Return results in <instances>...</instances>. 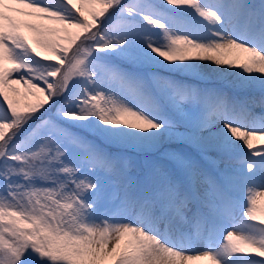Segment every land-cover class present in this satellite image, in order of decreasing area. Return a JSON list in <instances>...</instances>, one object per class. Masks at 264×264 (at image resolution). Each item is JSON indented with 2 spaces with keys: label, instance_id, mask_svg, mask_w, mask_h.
<instances>
[{
  "label": "snow or ice",
  "instance_id": "obj_1",
  "mask_svg": "<svg viewBox=\"0 0 264 264\" xmlns=\"http://www.w3.org/2000/svg\"><path fill=\"white\" fill-rule=\"evenodd\" d=\"M260 197L264 0H0V264H264Z\"/></svg>",
  "mask_w": 264,
  "mask_h": 264
},
{
  "label": "rangeland",
  "instance_id": "obj_2",
  "mask_svg": "<svg viewBox=\"0 0 264 264\" xmlns=\"http://www.w3.org/2000/svg\"><path fill=\"white\" fill-rule=\"evenodd\" d=\"M209 87H221V83L216 80H210L208 82ZM257 215L262 216L264 218V205H257Z\"/></svg>",
  "mask_w": 264,
  "mask_h": 264
},
{
  "label": "bare ground",
  "instance_id": "obj_3",
  "mask_svg": "<svg viewBox=\"0 0 264 264\" xmlns=\"http://www.w3.org/2000/svg\"><path fill=\"white\" fill-rule=\"evenodd\" d=\"M257 205H264V197L258 198ZM197 264H209V262L201 261V262H197Z\"/></svg>",
  "mask_w": 264,
  "mask_h": 264
}]
</instances>
